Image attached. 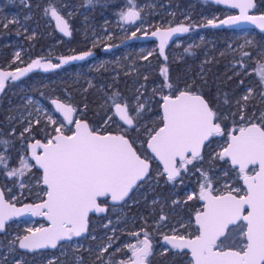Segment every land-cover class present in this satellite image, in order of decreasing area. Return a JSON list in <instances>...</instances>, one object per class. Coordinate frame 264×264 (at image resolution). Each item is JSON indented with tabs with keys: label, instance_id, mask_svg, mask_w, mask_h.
<instances>
[{
	"label": "trees",
	"instance_id": "trees-1",
	"mask_svg": "<svg viewBox=\"0 0 264 264\" xmlns=\"http://www.w3.org/2000/svg\"><path fill=\"white\" fill-rule=\"evenodd\" d=\"M126 3H129V0H93L92 3H88V0H23V2L22 0H0V6L4 7V11L17 12L23 23L21 29H18L20 20L9 23L7 28L3 27L4 24L0 22V54L5 59L9 58L7 54L11 51L6 40L23 33L24 30L27 35L25 44L30 46L26 52L32 54L33 57L36 56L35 44L29 39L30 33H35L34 26H37V32H41L42 58L54 56L64 58L85 52L92 53L91 56H87V60L72 62L57 71L33 73L32 78L26 79L23 84L9 83L7 85L5 92L0 96V140H7L9 143L7 145L0 143V155L7 157V168L0 165V174H6L8 170L20 165L19 146L21 142L25 143V148L29 153V144L35 139L44 140V132L41 130L42 123H31L32 133H24L23 137L20 136L27 126V123L21 121L19 117V113L26 110L22 98L26 93L40 98L49 107H52L51 101L55 99L66 102L77 110V117L88 121L90 126L98 130L101 128V133H117V123L121 128L127 127L113 115L114 106L111 99L114 98L122 105L123 103L129 104L130 113H135V115L136 106L143 105L139 120L140 131L132 133L133 136L138 137L135 147L142 157L150 156L146 148L147 134L144 127L152 129L159 122L161 94L169 93L167 88H163V93L160 90L165 82L161 69L165 67L168 69V82L174 87L184 89L186 85H193L194 88H198L206 100L210 101L211 106L221 115V126L225 133L232 132L234 128L243 123L240 121L236 101L241 99L244 87L252 84L248 78L254 74L246 76L243 70L238 73L235 69L229 70L232 63L230 54L217 56L220 50L218 43L222 40V35H227L232 30L211 28L208 27V23L205 24L206 16L210 14L220 13L216 21L220 20L226 15L225 8L210 0H131V5L136 9L141 7L138 10L140 13L138 22L141 19L144 20L136 35H119L115 32L108 40L94 41L92 30L114 29L116 13ZM49 4L56 7L58 12L67 18L72 29L71 38L62 37L55 28L51 15L44 14V9ZM262 10H264V0H256V11L262 12ZM157 21L167 22L165 28L183 25L190 27L191 31L183 35L184 41L176 47L177 53L173 50L164 52L162 55L158 50L151 55L138 53L136 69L128 72L126 63L133 59L135 51H130L128 57L122 59L121 64L116 62V56L134 47L135 38L145 31L146 26L154 24L148 30L155 29ZM199 34H203L201 40L198 39ZM21 37L22 34L18 36V40ZM263 37L264 34L255 30V38ZM61 38L63 40H60ZM213 43H217L216 46ZM99 56H108V61L98 69L90 67L91 72L98 76L97 81L94 86L82 91L87 83L71 81L68 78L70 72L65 73V71L75 70L78 65H85L92 58ZM145 56L147 59H144ZM255 88L258 89L259 94L264 91L260 83ZM117 93L118 96L115 95ZM146 97H149V105ZM106 98L112 103H107ZM225 99L228 103H225ZM247 103L251 106L247 105L244 110L246 118L259 122L258 118L264 112V99L260 96L258 99L248 100ZM108 117H112L113 123L106 121ZM13 129L15 133L10 134ZM1 150L4 152L2 153ZM203 155L204 160L197 166L208 170L209 175L214 178L220 175L222 170L230 167L223 161L212 160L208 146L204 149ZM151 162L149 177L132 191L129 198L120 204H112L107 200V203L103 204L107 206L105 214L90 216L87 236L74 240L81 241L82 247L72 245V241L62 243L55 250L21 249L18 240L11 235L10 231L16 230L22 233L24 230L21 226L13 225L11 229L8 227L0 232V251L5 256L4 262L48 264L52 261L53 264H99L95 258L100 255H94L88 249L108 244L111 238V247L103 253V257H110L113 264H118L127 251L121 248L122 251L116 252L117 246L120 247L125 238L136 240L143 237V232L137 238L132 236L131 232L121 231V227L126 225V229L141 230L144 228V231L149 233L152 241V254L146 264H192L187 251L172 249L163 242L165 235L163 232L164 229H168L167 233H170L169 230L180 227L187 220L190 223L183 228L184 234L193 236L194 232H197L194 216L202 209V201L188 200L185 191L193 189L198 194L199 188L196 186L195 179L198 177L201 179L200 173L189 165V172L182 171L181 178H178L175 183H168L165 176H157V168L162 171L161 166L155 160ZM35 170L39 174L42 172L37 168ZM232 176L236 177L237 173L233 171L228 177H218L219 183ZM237 182L242 184L238 178ZM155 198L158 200L153 203ZM174 200H179L181 203L174 204ZM161 215L166 219L161 221ZM129 219L134 220V226H130ZM109 233L112 235L109 236ZM237 239L240 244L244 240L239 234H237ZM12 241L16 243H11Z\"/></svg>",
	"mask_w": 264,
	"mask_h": 264
},
{
	"label": "snow or ice",
	"instance_id": "snow-or-ice-1",
	"mask_svg": "<svg viewBox=\"0 0 264 264\" xmlns=\"http://www.w3.org/2000/svg\"><path fill=\"white\" fill-rule=\"evenodd\" d=\"M92 2L93 0H88V3ZM216 3L227 4L240 10L239 16H229L226 20L220 21L221 25H237L240 21H248L264 31V15H248V10L255 7L253 0H216ZM129 4L131 5V0ZM44 14H50L55 19L60 32L66 36L71 35L69 24L56 7L49 4L44 9ZM120 16L124 21L135 22L140 18V13L130 6L129 10L122 11ZM12 22L14 21H10ZM208 24L217 26L214 20H209ZM3 27L7 28L8 25L4 24ZM188 31V27L180 25L164 31L158 29L152 35L159 36L162 55L167 40L173 34ZM132 35L135 36L136 33L133 32ZM91 55V52H85L62 59L61 63L83 60ZM243 55L247 57L250 54L244 52ZM16 56L19 58V53ZM144 59H147V56ZM33 67L47 70L60 65L42 64L41 60L37 59L27 68L18 69L19 75L0 71V91L4 89L5 81L9 77L17 80ZM161 75L165 81L161 86V93L163 88L169 89L168 94H161L162 115L152 129L144 127L147 148L151 149L152 156L142 157L135 147L138 137L132 135L133 132L140 131L139 120L143 105L136 106V115L133 116L129 113L127 103L122 105L113 98V115L118 116L119 120L127 125L121 128L117 123L118 132L113 134L101 133L87 122L74 119L77 111L74 107L52 100L51 103L62 114L66 123L59 122V126L54 127L51 132L45 125L41 129L45 142L35 139L34 143L28 145L35 164L29 165L21 157L19 161L21 168H12L6 173L13 177L25 175L24 169L31 167L37 168L38 171L42 170L41 181L46 186L43 191L47 199L39 204H28L22 209H17L5 198V193L0 191V232L4 231L5 222L11 217L28 211L34 216H44L50 222V226L29 229V235L17 238L19 248L29 251L55 249L58 242L71 240L73 236L78 237L86 232L89 212H105L106 208L101 204H106L107 198L113 202H120L129 197V194L149 177L151 161L158 160L163 165V170L157 168V176H165L168 183H175L181 178L182 171L189 172V165L200 173L202 180L198 194H190L187 197L188 200L196 199L203 202L202 210L195 215L197 234L190 238L176 233L173 229V235L163 236L167 245L172 249L190 250L192 264H264V112L257 122L246 118L244 111L253 90L249 88L248 94L236 101L240 121L243 123L232 132L225 133L221 126V115L198 88H194L193 85H186L184 89L174 87L168 82L166 67L161 69ZM256 75L260 85L264 87V64L258 62ZM260 96L264 99V91H261ZM225 103H228L227 99ZM108 119L111 120L112 117ZM36 123L39 124L40 121L37 120ZM48 123L58 122L49 115ZM73 124L74 129L67 127ZM14 133L13 129L10 134ZM24 133H32L31 123L24 128L20 136L23 137ZM225 135L226 144L219 152L211 154V159L230 165L223 170V175L228 177L235 171L237 178L246 186L244 189L228 183L217 186L219 178L210 176L208 170L197 166L204 160L203 151L211 144L210 138ZM0 143L7 145L9 142L0 140ZM38 149L41 151L38 152ZM6 159L7 157L0 155V165L5 168ZM250 165H258V171L255 168L251 169L254 173L252 175L248 174ZM23 186L21 184V187ZM241 191L243 195H240ZM101 197L106 199L100 200ZM173 203L179 204L181 201L174 200ZM165 219V216H160L161 221ZM230 225L233 227L230 228ZM237 234L245 238L246 242L242 245L237 239ZM131 235L138 238L140 233L135 232ZM111 243L112 240L109 238L108 245L101 249L98 259H103V253L108 251ZM233 247H237L238 250H233ZM126 248L131 255L120 260L118 264H146L147 258L152 254L149 233L143 231V239H138L137 244H127ZM120 251L121 248L116 249V252ZM48 264L53 262L49 261ZM107 264H113L112 260L109 259Z\"/></svg>",
	"mask_w": 264,
	"mask_h": 264
},
{
	"label": "rangeland",
	"instance_id": "rangeland-1",
	"mask_svg": "<svg viewBox=\"0 0 264 264\" xmlns=\"http://www.w3.org/2000/svg\"><path fill=\"white\" fill-rule=\"evenodd\" d=\"M124 5L125 6L121 7L118 10V12L116 13V17L114 18V22H115L114 29H111L108 31H104V30L95 31L94 29L92 30L93 31L92 37H94V41H98L101 39L108 40L110 37H112L113 34H115V32L119 33V35H124V34L132 35L133 32L136 33L139 31V29L141 28V26L144 23V20L141 19L140 22H138V23L127 25L125 23V21L121 19L120 13L122 11L127 12L129 10L128 6L130 4L126 3ZM132 7L136 11H138L141 8L140 6L138 9H136L134 6H132ZM3 8L4 7L0 6V22H2L3 24L9 25L10 21L17 22L18 20L21 19L20 16H18L17 12L4 11ZM254 12L264 14V10H262V12H257L256 8H255ZM225 13H227L226 8H225ZM219 14L220 13H215V14H210V15L206 16L207 22L205 24H207L209 20H214L216 22V18ZM166 23L167 22H164V21H157L155 23L156 28L153 30H150V31L148 29H150V27L154 24H152L151 26H146L145 31L139 37L135 38L136 44L134 45V47L126 49V50H124L122 55L119 54L118 56H116V58H115L116 62L121 64L122 59L127 58L128 53L130 51L134 50L135 54H133V59L130 60L128 63H126V69L128 70V72L134 71V68L136 69L137 54L138 53H143V55H149V53H155L157 50L160 52V45H159L158 41L154 39V36L152 35V33L154 31H157L158 29L160 31L168 29V28H165ZM22 25H23V23L20 20V23L18 25V29H21ZM185 34H183V35H185ZM183 35L179 39L174 40V41L166 44L164 46L163 53L168 52L169 50L170 51L173 50L175 53H177L176 47L178 45H180V43L182 41H184ZM222 37H223L222 40L220 41V43H218L220 50H219V53L217 54V56L220 57V56H224L225 54H230L232 63L229 66V70L235 69L236 73L243 70V71H245L244 74L246 76L254 74V76H250L248 78V81L252 84L244 87V93L242 94V96L247 95L248 94L247 90L249 88H251L253 91H252V94H251V97L249 100H252L253 98H256V99L260 98V96H259L260 94L258 93V89L255 88V86L259 85V82H258L259 80H258V77L256 75V69L258 67V62L260 64H264V37L261 39L255 38V30H233L230 33H228L227 35L223 34ZM202 38H203V34H199L198 39L201 40ZM216 44L217 43H213V45H215V46H216ZM24 51H26V49L22 48V45H20V47L16 49L15 54L19 53V56H20L22 54V52H24ZM244 52H247L250 55L245 57L243 55ZM107 61H108V56H99V57L92 58L89 63H87L85 65H83V64L78 65V67L75 69V71L73 73V77H71V79L73 81H75L76 83L86 82L87 84L85 85V88L82 90V91H84V90H86L87 87L94 86L95 81H97L98 76L91 72L90 67L98 69L101 66L105 65V62H107ZM67 72L68 71H65V73H67ZM138 98H139V96H138ZM146 100L148 101L147 104L149 105V103H150L149 97H146ZM105 101L107 103H112L113 99H111L112 102L107 100V98ZM25 103L29 104V107L26 110V112L24 113L23 117H26V118L31 117L32 118L33 116L34 117L36 116V117H40V119H48V117L50 115L54 119L55 115L53 114L52 110L48 106H46L41 100H39V99H37V98H35L29 94L27 96ZM123 104H125V103H123ZM127 105H128V110L130 113V105L129 104H127ZM247 105L251 106V104H249V103H247ZM80 113L82 114V112H80ZM130 115L134 116L135 113L134 114L130 113ZM41 117H43V118H41ZM106 121H109V122L111 121L113 123V120H109L108 118ZM26 122L29 123L30 122L29 119H26ZM226 142H227V136L226 137L225 136H217L211 142V144L208 146L210 153L213 154L215 152H219L222 149V146H224L226 144ZM28 157L31 158V155L29 153L27 156H24L23 158L26 160V162L29 165H31ZM15 168L19 169V168H21V165H19L18 167H15ZM25 170L26 169H24V172H25ZM220 176L221 177L224 176L223 170L221 171V174L218 176L216 175L215 178L220 177ZM195 181L197 183L196 186L199 188V184L202 182V180L199 179V177H198L197 179H195ZM225 183H228L232 186H239L242 189H244L242 184H239L237 182V176L236 177L232 176L230 179H224L217 186H222ZM185 193L187 195H190V194H194L195 192L193 189H188L185 191ZM241 193H243V191H241ZM157 200H158V198L154 199L155 202ZM118 210H120V208ZM129 220L131 221L130 226H134V220H131V219H129ZM189 223H190V221L187 220L186 222H184L183 225H189ZM37 224H40V223L39 222H37V223L21 222V223L14 224V226H16V227L21 226L23 228V230H25V233H23V234L28 235L29 234L28 230L33 229L35 227V225H37ZM125 226L126 225H123L121 227V231H127L128 233L129 232L141 233L144 231V228H141V230L140 229L134 230V228H132V230H131V229H126ZM108 235L110 236L112 234L109 233ZM142 239H143V237H142ZM137 240L138 239L130 240L129 238H125L122 242V245L120 247L117 246V248L118 247L124 248L127 251L124 254V256L122 257V260L127 259L131 255L130 251H128V249L126 248V245L127 244H137ZM242 244L243 243H241L240 245H242ZM72 245L82 247V242L81 241H73ZM107 245H108L107 243L105 245L101 244V245H98L97 247L89 248L88 250L94 255H100L101 249L103 247H106ZM0 254H2L1 251H0ZM148 258H147L146 263L148 262ZM4 259H5V256H4V254H2L1 258H0V264H10V263H5Z\"/></svg>",
	"mask_w": 264,
	"mask_h": 264
},
{
	"label": "flooded vegetation",
	"instance_id": "flooded-vegetation-1",
	"mask_svg": "<svg viewBox=\"0 0 264 264\" xmlns=\"http://www.w3.org/2000/svg\"><path fill=\"white\" fill-rule=\"evenodd\" d=\"M255 3H256V0H255ZM256 8V7H255ZM38 9H39V6H38ZM227 9V8H226ZM255 10V9H254ZM9 11V10H8ZM10 12V11H9ZM13 12V11H12ZM237 13V11H233V10H229V9H227V13H226V15L225 16H223L222 18H224V17H226V16H229V15H233V14H236ZM255 13V12H254ZM221 18V19H222ZM70 25V24H69ZM128 25V24H127ZM130 25V24H129ZM37 26H34V28H33V30L35 29V33L33 34V33H30V37H29V39L31 40V41H33V43L35 44V49H36V52H37V54H36V56L35 57H33L32 56V54H29V53H27L26 51L27 50H29L30 49V46H27L26 44H25V40H26V37H27V35L25 34L26 32H25V30H24V32L23 33H21L22 34V37L18 40V36H21V34H19V35H16V36H14L13 38H11V39H7L6 41H8L7 42V45L9 46V47H11V51L7 54V57H9L8 59H5V57L3 56V55H1L0 54V71H2V72H7V73H16L17 75H19V72L17 71L18 69H25V68H27L28 67V65H30L34 60H37V59H40L41 61H43V60H50V61H52L53 63H58L59 62V60L61 59V57H50V58H42V56H41V32H37ZM70 29H71V26H70ZM191 31V30H190ZM189 31V32H190ZM233 31V30H232ZM188 32V33H189ZM59 33V32H58ZM62 37H65V38H67V39H69V38H71L72 37V29H71V35L69 36V37H66V36H64V35H62L61 33H59ZM262 34H264V33H262ZM33 37L35 38L34 40H33ZM154 39L155 40H157L156 38H155V36H154ZM60 40H63L62 38L60 39ZM158 41V40H157ZM21 42V43H20ZM159 43V42H158ZM20 45H22V48H25L26 49V51H24V52H22V54L19 56V58H17V56H16V54H15V52H16V49L17 48H19L20 47ZM159 45H160V43H159ZM80 55H82V54H80ZM72 55H70V56H65V57H71ZM75 56V55H74ZM88 59V57H85V59H83V60H79V61H84V60H87ZM75 62H78V61H75ZM72 63V62H71ZM70 64V63H69ZM68 65V64H67ZM66 66V65H65ZM65 66H63V67H65ZM62 67V68H63ZM62 68H60V69H62ZM60 69H58V70H60ZM42 71H45V72H48V71H50V70H42V69H31L30 71H28V72H26L24 75H22V76H20V78L19 79H17V80H12L10 77L5 81V87H4V89L2 90V91H0V96L5 92V90H6V88H7V85L9 84V83H24V81L26 80V79H31L32 77V75H33V73H40V72H42ZM51 71H57V70H51ZM68 72H70L69 73V76H68V78H70V80L71 81H73L72 79H71V77H73V73H74V71L75 70H72V69H68L67 70ZM72 75V76H71ZM75 82V81H74ZM29 94L28 93H26V94H23V96H22V98L24 99V104H25V106H26V110L28 109V107H29V104H27V103H25L26 102V99H27V96H28ZM31 96H33L32 94H30ZM33 97H35V98H37V99H39V100H41L40 98H38V97H36V96H33ZM46 106H48L43 100H41ZM49 107V106H48ZM73 107V106H72ZM51 110H52V112H53V114L55 115V116H57L58 118H59V121L60 122H65V121H63V119L56 113V111L53 109V107H49ZM26 110L23 112V113H19V117H20V119H21V121H25L26 122V119H29V123H33V124H36V121L37 120H35V117L33 116L32 118L31 117H29V118H26V117H23V114L26 112ZM254 112V111H253ZM35 113V112H34ZM43 118V117H42ZM75 119H76V113H75ZM33 120V121H32ZM45 119H43L42 121L41 120H39L40 121V123L39 124H41L42 123V126H43V123L45 122L44 121ZM47 120V119H46ZM27 123V122H26ZM29 123H27V126L29 125ZM26 126V127H27ZM70 129H74V124L73 125H71V128ZM23 131H24V129H23ZM68 134H70V132H68ZM213 139H214V137L212 138V140L211 141H213ZM42 142H44V140H41ZM35 142V141H34ZM33 142V143H34ZM19 149L21 150V152H20V157H23L22 155H21V153H22V151L25 149V151L27 152V149L25 148V143L24 142H21L20 143V146H19ZM3 150H1V152H2ZM4 152V151H3ZM28 153V152H27ZM29 154L31 155V150L29 149ZM150 156H151V154H150ZM151 165H152V162H151ZM161 169H162V167H161ZM42 173V172H41ZM248 174L249 175H251V174H253V172L251 171V169L250 170H248ZM241 183H242V180H241ZM131 195V194H130ZM129 195V196H130ZM240 195H243V193H240ZM129 198V197H128ZM101 200H104V199H101ZM108 200V199H107ZM109 201V200H108ZM42 202V201H41ZM39 203V202H38ZM131 203H132V201H131ZM33 204H35V203H33ZM103 205V204H102ZM203 205V204H202ZM21 206V205H20ZM105 208H106V210H107V206L106 205H103ZM106 212V211H105ZM105 214V213H104ZM19 221H23V220H19ZM36 222L35 223H37V222H39V223H45L43 226H45L46 225V222L44 221V220H42V219H38V220H35ZM24 222H26L25 220H24ZM16 223H21V222H18V221H12V222H10V223H8L7 225H6V228H5V230L9 227V229H11L12 227H13V225L14 224H16ZM42 226V227H43ZM184 227H186V225H180V227H176V228H173V229H175L176 230V233H178V234H183V235H185V236H187V237H194L196 234H197V232H194V235L193 236H188V235H186V234H184V230H183V228ZM36 228H40V226H39V224H37V225H35V227L32 229V230H35ZM173 229H171V230H169V232L170 233H167V230L168 229H164V234L165 235H173L174 233H173ZM11 232V235L14 237V238H22L23 236H25V234H23V233H25V230H24V232H22V233H19V232H17L16 230L15 231H10ZM30 234V233H29ZM28 234V235H29ZM87 236V235H86ZM82 238V237H81ZM79 239V238H78ZM78 239H74V240H78ZM243 241L241 242V243H244V242H246L245 241V238L243 237ZM74 240H71V241H69V242H72V241H74ZM62 243H64V242H62ZM61 243V244H62ZM60 244V245H61ZM59 245V246H60ZM58 246V247H59ZM57 247V248H58ZM56 248V249H57ZM46 250H48V249H46ZM55 250V249H54ZM39 251H42V250H39ZM109 259H111L112 260V258H105V257H103V259L101 260V259H98L97 257L95 258V260L97 261V262H99V264H106V261H109ZM122 260V259H121ZM87 264V263H86Z\"/></svg>",
	"mask_w": 264,
	"mask_h": 264
},
{
	"label": "water",
	"instance_id": "water-1",
	"mask_svg": "<svg viewBox=\"0 0 264 264\" xmlns=\"http://www.w3.org/2000/svg\"><path fill=\"white\" fill-rule=\"evenodd\" d=\"M210 1H213V2H215L216 3V0H210ZM253 2H254V4H255V7H256V3H255V0H253ZM216 4H218V3H216ZM219 6H221V7H224V8H227V9H229V10H233V11H237V13L236 14H233V15H229V16H239L240 15V10L238 9V8H231V7H229L227 4H218ZM255 7L254 8H251V9H249L248 10V15H250V16H261V15H264L263 13H254V9H255ZM60 14V13H59ZM66 21H67V23L69 24V22H68V20H67V18L64 16V15H62V14H60ZM229 16H226V17H224V18H222V19H220V20H218V21H216L215 23H216V27H213L212 25H208V27H211V28H227V29H229V30H257V31H259V32H261V33H264V31H262L260 28H258L255 24H252V23H250V22H248V21H240L237 25H221L220 24V21H222V20H226ZM53 19V18H52ZM140 19V18H139ZM139 19H137L135 22H127V21H125V23L126 24H135V23H137L138 21H139ZM53 23H54V26H55V28L57 29V31L59 32V33H61L62 35H64V33H62V32H60V30L57 28V26H56V21H55V19H53ZM189 28V31H190V27H188ZM69 30L71 31V29H70V25H69ZM164 31V30H163ZM188 31V32H189ZM187 33V32H186ZM183 34H185V33H175V34H173L168 40H167V42H166V44H168V43H170V42H172V41H174V40H177V39H179ZM64 36H66V35H64ZM66 37H69V36H66ZM155 38L158 40V42L160 43V38H159V36H155ZM165 44V45H166ZM75 56H78V55H75ZM72 57V56H71ZM65 58H68V57H64V58H61L60 60H59V62L58 63H53L52 61H50V60H43V61H41V63L42 64H46V63H51V64H53V65H57V64H59L60 65V67H56V68H50V69H47V70H58V69H60V68H62L63 66H65V65H67V64H69V63H71V62H75V61H79V60H69L67 63H61V60L62 59H65ZM33 69H42V70H45V69H43V68H39V67H33ZM55 100H58V101H60V102H62V103H65V104H67L66 102H64V101H62V100H59V99H55ZM162 104V103H161ZM52 107H53V109L56 111V113L63 119V116H62V114L60 113V112H58L57 110H56V108H55V105H53L52 104ZM113 111H114V109H113ZM161 115H162V108H161ZM116 116V115H115ZM74 119H75V114H74V117H73ZM116 118L119 120V117L118 116H116ZM82 121H85V122H87L88 123V121H86V120H82ZM66 122V121H65ZM122 123H123V121H121ZM89 124V123H88ZM90 125V124H89ZM75 127V126H74ZM113 134H117V133H113ZM233 134H236V133H233ZM213 138V137H212ZM212 138H210V140H212ZM146 148H147V144H146ZM31 150V149H30ZM147 150H148V152L151 154V156L153 155L152 154V152H151V149H149V148H147ZM38 152L39 151H41V150H37ZM204 152V151H203ZM34 161V160H33ZM161 167H162V170H163V165L158 161V160H155ZM34 163H35V161H34ZM253 168H255L257 171H258V165H256V166H252V165H250L249 166V170L250 169H253ZM151 169V168H150ZM42 171V170H41ZM254 174V173H253ZM252 175V174H251ZM242 186H243V188H245L246 186L243 184V181H242ZM46 187V186H45ZM0 191H2V189H1V187H0ZM132 193V192H131ZM130 193V194H131ZM129 194V195H130ZM6 198V197H5ZM128 197H126L125 198V200L127 199ZM45 199H47V197L45 198ZM100 200L101 199H106V198H104V197H101V198H99ZM108 200H109V202L110 203H112V204H120V203H122V202H124V201H120V202H113V201H111V199L110 198H107ZM39 203H41V202H39ZM39 203H35V204H39ZM202 204H203V202H202ZM26 205H28V204H26ZM34 205V204H33ZM15 206V208H17V209H22V208H24V206L25 205H14ZM101 206L102 207H104L102 204H101ZM202 208H203V205H202ZM202 210V209H201ZM200 210V211H201ZM105 212H102V213H97V212H89V215H88V228H87V231L86 232H84V233H82L81 234V236H73L72 237V239L71 240H74V239H78V238H81V237H85L87 234H88V231H89V218H90V216L92 215V214H94V215H97V216H101V215H103ZM196 215V214H195ZM38 219H42V220H44L45 222H46V225L45 226H43V227H45V228H47V227H49L50 226V222L44 217V216H39V215H32L30 212H28V211H25V212H23V213H21L20 215H15V216H13V217H11V219H9L8 221H6L5 222V228H6V225L8 224V223H10V222H12V221H19V220H25V221H32V220H38ZM241 223H245V222H241ZM194 224H195V226L197 227V225H196V223H195V216H194ZM230 228L231 227H233V226H229ZM5 230V229H4ZM195 237V236H194ZM194 237H191V238H194ZM71 240H63V241H60V242H58V245H57V247L62 243V242H69V241H71ZM163 242H164V240H163ZM165 243V242H164ZM166 244V243H165ZM167 245V244H166ZM170 246V245H169ZM56 247V248H57ZM55 248V249H56ZM45 249H48V250H54L53 248H44V249H37V250H45ZM233 250H238V249H234L233 248ZM184 251H187L188 253H189V257H190V259L192 260V258H191V253H190V250H187V249H185Z\"/></svg>",
	"mask_w": 264,
	"mask_h": 264
},
{
	"label": "built area",
	"instance_id": "built-area-1",
	"mask_svg": "<svg viewBox=\"0 0 264 264\" xmlns=\"http://www.w3.org/2000/svg\"><path fill=\"white\" fill-rule=\"evenodd\" d=\"M39 119L40 117L35 118V120H39ZM76 119L81 120V118L77 116H76ZM40 120L42 121L43 119H40ZM54 120H56L58 123L49 124L48 119L47 120L45 119L42 129L45 127V125H47V130L51 132V130L54 127L59 126V122H60L59 118L55 116ZM67 127L70 129L71 125H68ZM99 130L101 131L102 129L99 128ZM66 134H68V132H66ZM21 155L24 157V156H27L28 153L25 150H23ZM29 160H30L31 165L35 164L32 158H29ZM41 176H42V173L39 174L35 170V167L26 169L25 175L23 176L18 175V176L9 177L6 174H0V187L2 191L5 193L6 199L14 205H26V204L38 203V202L45 200L46 198V196L44 195V191H43L45 189V186L42 184ZM21 184H23L24 186L21 187ZM18 222H24V220L18 221ZM26 222L35 223L36 221L32 220V221H26ZM44 224H45L44 222L40 223L39 226L42 227Z\"/></svg>",
	"mask_w": 264,
	"mask_h": 264
}]
</instances>
